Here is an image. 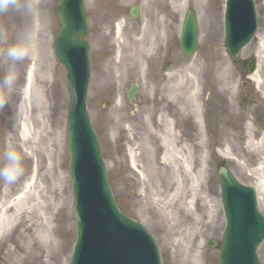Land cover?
Returning <instances> with one entry per match:
<instances>
[{"label": "rangeland", "instance_id": "374dc122", "mask_svg": "<svg viewBox=\"0 0 264 264\" xmlns=\"http://www.w3.org/2000/svg\"><path fill=\"white\" fill-rule=\"evenodd\" d=\"M111 3V9L105 11L104 6ZM135 0H86L87 13L90 19V44L92 47V81L90 87V97L88 101L89 115L95 131L98 134L102 146V152L107 164L109 179L112 190L120 209L135 220H138L156 239L163 257V264H179L175 260L173 248L167 241L166 227L160 223L156 212L148 213L142 207L139 190L140 183L136 171L133 169L131 154L136 157L138 165L144 164L141 148L144 126L143 116L148 110H152L154 104L150 103V90L153 86L151 72L146 69L148 61L144 59L140 64L137 55L133 52V46L123 49V55L127 57L129 68L133 74L123 76L120 85H116V79L112 71L114 63H118L117 55L121 52L116 43L115 27L111 20L116 21L124 18L126 9L134 4ZM172 6L171 25L167 27V34L171 36V43L161 51L153 50L151 57L154 61L161 60L163 67L161 70L155 66L156 73L164 76L165 68L172 63L170 81H176L184 74L188 67H202L203 75L200 77L198 87V103L203 111L202 117L175 116V121L180 130L185 132V140L195 141L197 138H204L206 142L205 150L208 152L210 167V177L201 181L202 198L205 193L208 195L209 208L212 211L213 219H206V207L204 201L195 206L197 211L204 215L201 224L196 229L194 235V245L200 247L205 264L218 263V247L210 249L207 246L209 239H215L218 244L222 241L225 227L224 212L221 199V186L218 177V170L221 167L228 168L233 175L244 185L255 186L258 176L253 173L260 167V158L246 152L249 142L248 128L257 131L261 130L264 139V98L258 89V83L251 82L246 77V62L256 58L258 61L257 75L264 83V0H256L260 16V28L256 40L243 51L238 62H233L226 53L224 45V9L225 0H204L198 2L190 0L185 10L192 8L196 10L200 24L199 49L195 57L191 60L185 59L180 52L179 35L181 31V13H175L172 0L168 1L165 7ZM59 0H50L52 10V26L50 33H45L43 25L41 46L39 55L34 54L24 62L18 64L15 71L18 73V88L15 103L20 105L27 86L29 70L33 72L32 100L33 109H29V120L27 123L31 129L28 137V147L25 150L26 175L15 185H5L0 182V191L6 187H12L15 191L23 190V187L31 186L33 193L39 194L40 206L51 205V209L46 213L48 219L49 236L53 250L51 252H39L37 259L26 260L21 263L20 255H11L14 248L13 242L19 247H25V243L17 235L7 238L0 244V264H70L72 249L76 240V224L73 211L72 183L69 179V147H68V112L70 109V94L64 70L56 61L53 53L54 39L60 28V23L56 14ZM165 4V3H163ZM158 6V4H157ZM149 11L147 14H149ZM13 17L12 20L10 18ZM160 17L157 13L156 19ZM127 22V17L125 18ZM164 20V18L162 19ZM158 21V20H157ZM165 22V21H163ZM159 23V22H158ZM107 24V25H106ZM0 25L8 28L10 35L14 34L16 28L26 25L34 36V20H24L19 16L0 17ZM143 27L140 28V37ZM161 31V30H159ZM164 32V30H163ZM150 31L148 32L149 38ZM139 35V34H138ZM118 38V36H117ZM126 42H132L129 36L125 35ZM121 38L122 40L125 39ZM133 40V39H132ZM137 40V39H136ZM145 47L146 41H140ZM116 47V48H115ZM150 44L145 48L149 49ZM119 52V53H118ZM161 52V53H160ZM160 55L161 59L156 57ZM120 56V55H119ZM120 59H122L120 57ZM121 61V60H120ZM36 65V66H35ZM36 69H35V67ZM51 67L50 75L41 71L43 67ZM50 69V68H49ZM229 70V71H228ZM5 71V66L0 61V77ZM145 75L144 81L141 75ZM174 79V80H173ZM140 80V81H139ZM182 81V80H181ZM234 86V92L228 96L225 82ZM37 82V85H36ZM133 82H138L141 86L139 102L131 109L126 101L125 91ZM141 82V83H140ZM243 86V84H245ZM187 87L188 83L184 82ZM164 89V88H163ZM156 90L162 93L161 84L158 82ZM161 96V95H160ZM45 100V101H44ZM119 101V103H118ZM43 106V110L39 107ZM120 104V105H119ZM117 105L121 110L115 113ZM158 110V109H157ZM12 111L5 109L0 112V151H2L6 138L9 136L11 127L17 128L21 118L15 123L11 119ZM172 117V114H169ZM44 118V122L39 124L38 120ZM121 120L122 122H119ZM199 120V121H198ZM230 120L231 122H229ZM194 122H200L199 125ZM59 125L61 135V145H55V139H59V133L54 136L56 124ZM229 140L224 133L226 128H230ZM43 124L45 127H43ZM202 125V127L200 126ZM120 125V129H119ZM144 125V126H143ZM201 127V134L198 126ZM254 125V126H253ZM12 130V129H11ZM53 131V133L51 132ZM51 135H50V133ZM39 140L38 146L41 153L38 161L41 170L37 183L32 179L33 159H35L34 141ZM153 141L152 145H157ZM264 157V147H263ZM250 157V158H249ZM37 159H35V162ZM159 166L164 169V164L159 162ZM37 169V167H34ZM135 168V167H134ZM35 169V170H36ZM157 181V180H155ZM19 185V186H18ZM160 205L163 200L155 199ZM31 205L35 209L31 210ZM260 207L264 213V202L260 201ZM38 210L36 203L30 204L28 213L33 214ZM7 236V235H6ZM9 236V234H8ZM50 253V254H49ZM53 254V255H52ZM262 262H264V246L261 250Z\"/></svg>", "mask_w": 264, "mask_h": 264}, {"label": "bare ground", "instance_id": "6f19581e", "mask_svg": "<svg viewBox=\"0 0 264 264\" xmlns=\"http://www.w3.org/2000/svg\"><path fill=\"white\" fill-rule=\"evenodd\" d=\"M196 1L203 2L204 0ZM49 3L50 0H44L45 9ZM172 4L174 12L181 13L188 5V0H172ZM34 21L35 34L32 37L34 45L32 57L34 54L39 55L41 38L43 37L41 35L43 31L42 26L45 21L47 23L48 16L45 14ZM122 28L121 26L119 27L121 35ZM121 42L122 44H119L120 49H125L126 42ZM261 48L263 49L264 46ZM137 52H139L138 58L144 55L139 49ZM119 55H117L119 62H115L112 67L116 85H120L123 76L130 73L127 60L123 58V54ZM202 67L192 66L186 68L184 70L185 73L179 79L165 88L166 105L168 108H173V116L177 114L184 115L186 113L190 116L189 112L200 113L198 87L200 86V77L203 75ZM49 68L45 66L41 69V71L47 72V78L51 72V67ZM33 72L34 70L31 69L28 85L24 92L25 99L21 105L23 112L21 122L17 128H12L5 141L6 144L11 140L24 153L28 147V137L31 135V129L27 120H29V109L31 108L32 110L34 105L32 100ZM251 80L258 83V89H260V93L264 98V83L258 78L257 73L251 77ZM186 81L188 83L187 87L184 85ZM231 85L228 81L225 82L228 96L234 92V86ZM38 105L43 110L44 107L40 106V103ZM119 105H117L115 113L121 110V106ZM160 114L157 116L154 110L147 111V116L143 119L145 130L141 148L139 147L138 149L142 152L141 160L144 161V164L139 166L138 161L140 160L136 159L133 153L131 154L132 165L139 173L138 178L141 188L139 193L142 207L148 213L156 212L160 223L163 227H166L168 244L173 248L175 260L179 264H205L200 247L194 245L193 238L196 229L204 218L201 212L197 211V209L194 210V207L200 203V200H203L205 203L206 219L209 221L213 219L212 211L209 208V201H207L208 193H205V196L202 198L201 189V181L207 180L210 177L209 155L205 150L206 142L204 138L200 137H196L195 141L185 140L184 131L177 128L175 122H172L173 117L172 119L171 117L168 119L165 117L166 115ZM228 121L231 122L230 120ZM38 122L39 124L44 122V118L41 117ZM119 122L122 121L119 120ZM194 123L199 125L200 122ZM55 124L56 131H54V136H56V133L57 135L59 133V139H55V145H61L59 125ZM200 126L202 127L201 124ZM200 126H198V129L201 134ZM43 127H45L44 124ZM253 128H248L250 140L247 143L246 152L250 155H259L261 157L259 160L260 167L254 170L253 175L258 176L255 188L259 194V200L264 202V157H262L264 139L261 130L255 131ZM230 130H232L231 123L230 128H226V131L224 130L228 140ZM155 140L158 143L154 146L152 142ZM37 142L39 143L38 139L34 141V146H36L34 154L37 161L35 162V159H33L32 162L35 184L41 172L39 169L40 161H38L41 151ZM29 160H26L25 156V163H30ZM159 162L164 164V169L159 166ZM34 167H37V169L34 170ZM155 199L163 200V202L158 206ZM34 202L38 210L33 214H29L28 207ZM34 209L35 205H31V210ZM50 209V204L43 207L40 206L39 194L33 193L31 186L23 187V190L17 191L12 187L5 186L0 191V240L5 238L6 235L8 236V234V238L17 235L26 244L24 248H21L15 242L12 243L14 248L11 251V255H20L21 263H25L29 259H37L39 252H51L53 250L54 247L51 246L52 243L49 236L48 219L45 217Z\"/></svg>", "mask_w": 264, "mask_h": 264}, {"label": "water", "instance_id": "95a60500", "mask_svg": "<svg viewBox=\"0 0 264 264\" xmlns=\"http://www.w3.org/2000/svg\"><path fill=\"white\" fill-rule=\"evenodd\" d=\"M63 30L57 43L61 62L71 82V170L77 196L78 243L73 264H159L154 240L117 209L110 191L98 139L91 128L86 101L90 80L86 15L83 0H62ZM194 15L184 26L182 49L190 57L197 48ZM257 16L253 0H231L226 15V44L230 55L255 37ZM228 228L220 253L221 264H261L258 249L264 240V219L255 193L221 173ZM87 185H86V184ZM84 188L91 189L87 195Z\"/></svg>", "mask_w": 264, "mask_h": 264}, {"label": "clouds", "instance_id": "9594fccd", "mask_svg": "<svg viewBox=\"0 0 264 264\" xmlns=\"http://www.w3.org/2000/svg\"><path fill=\"white\" fill-rule=\"evenodd\" d=\"M44 15V0H0V17L36 20ZM33 48L32 33L26 25L16 28L11 35L8 28L0 25V61L5 66L0 77V112L10 109L14 123L23 115L22 106L15 103L19 79L15 68L30 58ZM25 175V153L9 140L0 151V182L15 185Z\"/></svg>", "mask_w": 264, "mask_h": 264}]
</instances>
